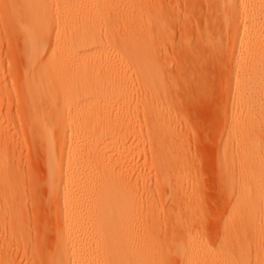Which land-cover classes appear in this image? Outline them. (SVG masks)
<instances>
[{
	"label": "bare ground",
	"instance_id": "obj_1",
	"mask_svg": "<svg viewBox=\"0 0 264 264\" xmlns=\"http://www.w3.org/2000/svg\"><path fill=\"white\" fill-rule=\"evenodd\" d=\"M142 1H0L20 101V127L12 109L0 127V222L12 224L7 239L23 242L1 246L0 264L13 252L33 264H264L263 170L236 185L230 160L218 165L220 207L207 215L200 190L172 173L185 164L183 139L164 116L171 78L153 70L163 54L148 52L153 26L166 40V9L150 0L145 13ZM211 4L218 27L206 42L231 68L220 160L232 141L264 134V0ZM21 143L35 150L26 175ZM149 172L155 180L141 187ZM167 225L174 232L162 242Z\"/></svg>",
	"mask_w": 264,
	"mask_h": 264
},
{
	"label": "rangeland",
	"instance_id": "obj_2",
	"mask_svg": "<svg viewBox=\"0 0 264 264\" xmlns=\"http://www.w3.org/2000/svg\"><path fill=\"white\" fill-rule=\"evenodd\" d=\"M157 1L160 2L162 6L164 5L163 8L166 9L165 19L167 21L168 34L164 41L154 39L155 33L153 26L148 38L150 42L148 52L150 55H155L156 53L163 54L162 58L164 57V63L161 66L153 67V70L159 73L166 71L170 75L171 82H169L168 91L171 97H173L174 102L171 108L166 110L164 116L167 118V121H171L173 131L183 139V149L179 150V147L177 150L183 151L184 158L182 157V159L185 164V169L178 170L176 165L172 173L186 176L185 186H189L190 190H192L194 186L196 190H200L199 193L202 196L201 203H203V211H205L204 213L207 215L218 211L220 207L219 187L222 186V182L218 165H224L227 160H230L231 169L236 178V185L238 181L246 178L248 173L254 174L259 170H263L264 172V134L256 140H247L240 143L232 141L231 144L228 145L229 153L227 157L220 160L217 159L218 150L220 149L224 152L226 146L224 142L220 141V135L226 103L224 89L231 77V68L226 55L221 53L223 55V57H221L219 54H215L220 52L214 51V53L208 42H206L211 39L217 29L216 27H218L213 5L211 4V0ZM141 8L145 13H149L150 0H144ZM127 12L126 10L123 11L122 15ZM207 20L209 25L207 24ZM216 22L217 25H215ZM169 26L170 29L168 28ZM13 44L11 33L5 28L0 16V98L1 95L3 98H9L7 103H4L6 110L1 117L3 126L0 127L7 129L12 121L6 114L8 109H12V113L14 111L15 121L17 120L16 123L20 127V121L17 118L20 101L17 93L16 79L15 76H13L14 71H12V66H14V62H12L11 58ZM253 108L255 107L253 106ZM250 115L252 117L256 116L252 113ZM253 125L254 124L238 126L237 128L247 130ZM21 145L23 146L22 150L20 149L23 157L20 154L21 159L18 157L16 159H18L17 161L20 159L19 167L20 169L22 168L23 174L25 173L24 175H26V172L30 168L28 159L30 155L33 154L30 151L34 149L28 150L25 143H21ZM21 145L19 148H21ZM149 165H152V160L150 159ZM245 165H250L251 169L245 167ZM21 177L22 179H27L29 182V178L25 176ZM155 177V172H149L143 175L139 180L141 187H149L152 185V181L155 180ZM27 189L28 186H26V191ZM172 197L173 193L170 192L168 194L169 200H171ZM169 225H167V227L163 226V228L159 230L158 239L162 242H166L168 237L172 236L174 232V228ZM11 227V223L3 224L0 222V247L8 242L7 248L17 251L18 248L22 247L23 242H20L17 238L7 239V233L9 229L11 230ZM221 233L222 231H219L218 236H220ZM197 235L201 238L200 233H197ZM32 239H36L35 234ZM252 245L255 246L254 241ZM254 255L259 256V251L254 252ZM167 259L171 261L172 257L170 256ZM6 264L33 263L24 262L21 254L18 255L13 252L12 257L9 258Z\"/></svg>",
	"mask_w": 264,
	"mask_h": 264
}]
</instances>
